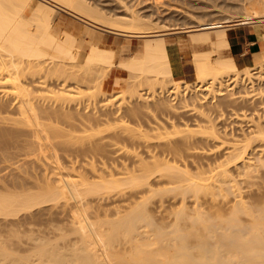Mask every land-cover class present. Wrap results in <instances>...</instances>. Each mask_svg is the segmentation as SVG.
<instances>
[{
	"label": "bare ground",
	"instance_id": "obj_1",
	"mask_svg": "<svg viewBox=\"0 0 264 264\" xmlns=\"http://www.w3.org/2000/svg\"><path fill=\"white\" fill-rule=\"evenodd\" d=\"M116 3L113 8L104 5L100 7L89 0H0V152L2 151L0 155L4 153L1 155L3 157L0 156L2 162L10 160L8 157L13 158V156L18 159L26 158L30 154L26 151L34 153L43 149L40 140L44 137L40 134L47 130L41 121L43 118L75 117L73 114H77L83 118L79 123V127H82L84 131L82 132L87 134L90 127V131H94L96 126L93 128L92 119H99L104 114L98 117L93 115V117L86 113H79L78 110L73 113L71 108L64 106L65 101L81 93L69 89V79L72 76L76 77V87L73 88L78 90L82 84L86 83L85 75L94 73L99 78H103L109 67L124 68L130 73L131 79H147L151 80L154 87L160 86L157 89L159 93L155 94L152 101L147 99L148 97L145 98L146 94L140 93L141 90L137 91V88L129 87V92L134 93L133 98L148 100L147 104L151 109L155 107L162 110L164 107L163 110L165 108L167 110L175 107L166 102L167 97L173 95L180 98V96L190 97L195 94H204L203 96H207L208 93L214 94L213 92L218 91L222 79L235 84L230 90H235L233 94L237 99L244 97L250 100L264 97L261 87H256L261 81L255 83L256 77H262V71H264V32L260 35V48L254 50L251 55V64L240 65L233 56L227 54L232 43L228 31L233 27L263 22L264 0H222L221 3L215 0L212 5L214 8L224 10L238 7L242 10L240 13L229 11L223 14V11L216 9V12L223 14L217 18L215 13H212L214 17L211 16V12L215 11L212 10L208 14L211 19L194 20L195 22H191L189 26L162 22L160 8L155 7V4L148 5L145 10L144 7H137L134 3L129 4L125 0H116ZM119 8L121 9L118 11ZM26 12L30 14L27 15ZM63 12L74 19L65 22V18L59 15ZM182 32L190 35L188 37L193 47L205 48L194 50L193 57L183 61L185 74L180 78L184 80L182 83L184 85L183 89L178 91L175 86H166L168 81L177 79L174 75L166 37ZM108 33L138 38L142 42L138 50L127 57L121 55V59L115 62V50L102 46L106 42ZM212 54L215 55V59H212ZM27 71L33 75L32 78H24ZM42 73L46 77L55 78L58 82L57 86L60 87L41 82V77L38 75ZM241 81H245L249 88V91L246 90L248 99L243 96L246 95V93L243 94L245 91L238 90ZM191 82L193 84L187 85ZM7 84H11L13 92L8 89ZM41 86L46 90L50 88L49 91L53 92L54 97L62 100V107L43 106L44 104L39 101V93L37 94ZM131 88L135 91H131ZM160 89L164 92L161 93ZM225 95L226 92H222L216 96H218L217 99H221ZM212 96L215 98V95ZM197 102L195 101L196 106L203 104L200 99H197ZM206 102L204 103H212ZM139 109L142 108L139 106L135 111L137 110L140 115L139 112L143 109ZM131 110V114H137V112L132 113L133 110ZM114 114L116 112H109L106 114L108 116H105L110 117ZM202 114L207 115L206 111ZM121 116L123 124H126L127 121H123L126 114ZM111 119V117L108 118L106 123L110 124ZM213 122L208 119L205 122L207 125H197L198 129H192L193 126L183 122L185 129L179 130L178 122L169 121L177 132L188 133L184 139L186 140L184 144L187 145L183 144L187 147L183 148L184 150L198 149V147L188 146L198 138L220 145L213 147L218 149L197 153L183 152L181 147H173L171 145L173 142H170L171 146L168 147V145L165 149L159 146L164 150H155L157 145H149L148 141L155 136L149 133L150 131H158L160 138L162 131H159L169 129V126L163 122L148 126V131L142 130L139 133L142 135L138 137L146 139L145 144L154 149L151 151L148 149L150 147L147 148L148 145L143 144V147L147 148V151L143 152L148 153L136 154L138 160L135 159V163L139 162L135 164L134 159H127L129 162L133 161L132 164L125 161L117 164L116 168L135 170L141 165L151 169L147 174L130 177L126 182L104 185L87 183L82 178L79 181V177L74 175L71 177L74 176L77 179L65 178L63 177L65 175L56 177L38 165V162L44 165L46 161L42 159L46 158L41 159L38 155L39 157L35 158L36 162L38 161L37 165L34 159L31 161L35 163L23 159L24 163L21 160L24 166H33L35 170L39 167L40 171L37 172L41 175L35 176L33 182L29 181L25 171L27 175H30L28 170L31 167H23L25 171H19L18 175L25 176L23 180L25 184V180L29 181L28 186L23 183L22 177L14 174L12 181L15 184L6 182L8 184L0 187V225H20L28 218L36 219L44 211L53 214L56 206L62 204L61 208H65V203L68 204V200L72 199L75 202L74 206L79 208V216L77 213L72 229L79 237L74 242L64 233L60 234L62 236L58 237L59 240L50 234L49 236L29 234L27 237L19 233L20 230L17 228H9L10 231L6 232L7 226L2 233L4 226H1L0 264H264V118H258L257 123L251 124L247 131L242 130L244 133L240 139L233 134L236 128L231 127L230 133L223 130L225 135H222ZM77 128H74L75 132L82 133ZM225 128H227L226 125L223 129ZM229 134L232 135L230 139L226 137ZM135 139L131 138L132 141ZM88 146L90 147L87 151L93 152V150L101 149L102 145L99 142L88 144ZM82 147L77 149L81 153L79 155L82 157L81 161L84 160L83 156H89V152L84 154L85 149L82 152ZM78 152L74 155L75 158L79 157ZM17 153L23 157L16 156ZM142 154L148 155L149 159ZM5 156H8V159ZM67 158L71 159L70 156ZM68 159L66 163H69L71 168L77 169L82 166L79 165L82 163L79 162L80 157L74 159L79 160L77 165H74L76 161L70 164L72 159L69 160L70 162ZM10 162L7 161V164ZM18 163L13 162L12 165L10 163L5 168H10V165L15 169L19 166ZM13 164L17 166L14 167ZM33 167L30 172L31 170L34 172ZM40 167L44 170L43 172ZM215 169L219 172V178L216 179L218 185L196 182V184L182 185V190L184 194L191 191L198 193L215 187L219 190L217 193L234 195V199L229 201L230 204L235 202L232 206L234 208L225 218L226 223L203 210H199L195 215L190 214L186 208L188 198L185 195L180 201L185 207L179 209V212H176L177 215L175 213L176 222L173 223H165L157 219L150 213L145 203L139 204L130 213L113 221L99 222L91 219L88 207L92 203L91 197L101 195L106 190H117L125 185H147L153 190L166 179H172L178 174H181L182 182H189L194 171L204 174ZM115 174L126 175L122 172ZM242 175L245 176L242 181L231 184L235 181L234 179ZM258 179L261 181L258 182ZM245 199L251 201L245 202ZM164 202H161L160 208L166 207ZM211 202L213 201L198 198L193 201V205L198 207L197 209H203L211 205ZM120 213H122L121 210L116 212V214ZM242 214L253 218V222L244 223ZM143 227L149 228L152 233L143 235L141 232ZM5 232L8 234L7 237L3 235ZM24 237L32 241L30 247H23ZM53 237H56L55 241ZM23 248L30 252L21 254L20 251Z\"/></svg>",
	"mask_w": 264,
	"mask_h": 264
},
{
	"label": "rangeland",
	"instance_id": "obj_2",
	"mask_svg": "<svg viewBox=\"0 0 264 264\" xmlns=\"http://www.w3.org/2000/svg\"><path fill=\"white\" fill-rule=\"evenodd\" d=\"M214 1L215 0H125V2H128L129 4L134 3L137 7H140V8L144 7L145 10L148 5L155 4L154 5L155 7L160 8V11H161L160 16H161L162 22L166 21L164 22L166 24L173 23V24H180L183 26L184 25L189 26V24L191 25L193 22L198 21L200 19L202 20L211 19V16L214 15L212 13H215L216 18H217V16L228 13L229 11L240 13V11L242 10L238 7L226 8L224 9L225 11L223 9L221 10L220 8H214L212 6L214 5ZM221 1L222 0H216V2L218 3H221ZM89 2L94 3L95 5L97 4L100 7H103L104 5L105 7H113V8L117 4L116 0H89ZM120 9L121 8H119L118 11ZM216 9L219 11H223L222 12L223 14L216 12ZM212 10H215V11L213 12ZM209 11H212L211 16L208 15L210 14ZM26 14L29 15L30 12H26ZM59 15L60 17L65 18L64 20L65 22L68 20L74 19L72 18V16L64 12ZM80 25L82 26V24ZM246 26L250 27L253 32L257 33L258 41L261 44L260 35L264 32V21L258 24H249ZM238 27H233L231 29L238 28ZM188 35L189 34H187V32H184V33L182 32L179 34L178 33L173 34V35L171 34L167 36L166 38L170 46L172 58L176 60V62L178 63V67H179L175 75L177 79L168 81L166 83V86L167 87L175 86L177 87L178 91L182 90L183 89L182 86L184 85L182 84L184 80L180 78L185 74L182 69L183 61L186 59L192 58L194 50H201L205 48V47H193L190 43ZM141 42L142 40L138 38H128L124 36H118L113 33H108L106 36V42L102 46L104 48L115 50L116 54L114 56V60L115 62H117L121 59V55H124L125 57H127V55L131 54L130 47L132 49V52H135L136 50H138ZM124 47L126 48V50L123 51L122 49ZM212 59H215L214 54H212ZM251 63H252V58L249 57L247 64H251ZM39 76L41 77V82H48V83H51L54 87L55 85L56 87H60V86H57L58 82L57 80H55V78L46 77L44 73H42L41 75H38V77ZM32 77L33 75L29 71H27L24 78L30 79ZM85 77H87L86 79L84 78L86 80V83L82 84V87L79 88L78 90H76V88H73V87H76L75 85L76 77L72 76L69 79V83H70L69 89L71 88L72 90L81 92V93L79 95L72 96L73 98L65 101L66 103L64 104V106H66L68 109L71 108L73 110V113H76L75 110H78L79 113L80 112L86 113L89 116L95 115L97 117L101 114H104L99 119L97 118L92 119L93 120L92 124H94L93 128L94 126H96L95 129L92 128L94 131L91 130L92 131L91 132L90 131L91 127H90V129H88L87 131V134L86 132L83 133L84 131L82 130V127L81 128L79 127V123L82 121L83 118L77 114H73L75 115V117L74 116L72 117L60 116V117H54V118H47V117L43 118L41 121L44 123L47 130L40 134L41 136L43 135L44 137V139L40 140V143L43 146L42 150L41 149H39L40 151L35 150L36 152L33 151L34 153H31L30 151H26V153L27 152L30 153L29 156L27 155L28 154L27 153L26 154L27 157L21 158V159L19 156L21 154L24 155L25 153L21 152L20 155L17 153L18 155L16 156L19 157L20 161L17 157L13 156L12 158V157L7 156L8 158H10V160H6V162H4L3 160L2 162L1 157L3 156L1 155H4V153L0 155L1 156L0 157V161H1L0 162V187L4 186L3 184L6 185L9 182H13L12 179H13L14 174L22 177V175L20 174L18 175V173H20L19 171H25L24 169L25 167H28V168L33 167V166H24L23 163H21V160L23 162L24 160L25 161L29 160L28 162H30L32 159H34V161L36 162L35 158H37L38 155L40 156L41 159L46 158V159H42V161L44 160L46 161V162L44 161L45 162L44 165H40L39 162L37 161L38 165L42 166V169L46 170L47 172L50 171L56 177H62L63 175H65L63 177L69 178L71 177V175H74L77 178L79 177L78 180L82 178V180L85 182L87 181V183L88 182L91 184L98 183V184H104V185L113 184L114 182H118V183L126 182L127 179H129L130 177L147 174V172L151 168L139 165L138 167L135 168V170H132V168L130 170H124V169L116 168V165L121 164V162H125V161L129 162L127 159H132V160L134 159L133 161L135 163L136 161L135 159H137L136 158L137 155L143 151H147V148L150 147L149 145L151 144L157 145L155 146V150H164L165 147H167L170 144V142H173L175 144V145L173 143L171 144L173 147L178 146L179 148L181 147L182 149L187 148V147H184L183 144L186 141V140L184 141V139H185L186 134L188 133H186L185 131H182V132L180 131V133L177 132L176 131L177 129L174 130V128H172V126L170 125L169 121L178 122L180 125V128L178 129L184 130L185 127H183L184 125H182L184 123H188L191 126H193L192 129H198L197 125H207L205 122H207L208 119H211L212 121H214L213 123L217 125V128H219V131H221L222 135H225L224 132H222L223 130L229 131L230 133L231 127H234L236 128L235 129L236 131H234L233 134L238 136L237 139H240L244 133L242 132V130L247 131V129H249L251 124L257 123L258 118H264V97L263 98L261 97L259 99L253 98L250 100H246L244 97L237 99L236 95L233 94L235 93V90L234 89L230 90V88L233 87L235 84H231L230 82H227V81L225 82V79L220 80L221 83L219 84V89L217 92H213L214 94L208 93L207 96H203L204 94H195L190 97L180 96V98L179 96H175V95L169 96L167 97L166 102H168L169 104H172L175 107L173 108L168 107L169 109L167 110L166 108L165 110H163L164 107L162 108V110L158 108L155 109L154 107L153 108L154 110H153L148 107V104H147L148 100L143 101L144 98L142 100L137 98L138 101L141 100V102H137V100L133 98L134 93L131 94L132 92H129L130 91L129 87L133 86L137 88V91L141 90L140 93L146 94L144 95L145 98L148 97L147 99L152 101L154 99L155 94L159 93V90L157 91V89L160 86L154 87L153 84L151 83V80L131 79L130 73L126 69L116 67V66H113L112 68L109 67L107 71L105 72V75L103 76V78H99L94 73L90 75H85ZM256 78L257 79L255 80V83H258L261 81L259 86L256 85V87H261L262 89L261 92L264 93L263 91L264 90V71H262V77H256ZM79 79H82V77H79ZM191 84L193 83L191 82L187 85H191ZM7 86H8V89H10V91L13 92L11 84H7ZM239 86L240 87L238 88V90H242L240 92L245 91L243 94L249 91L248 90L249 88L246 86L245 81H241ZM49 89L46 90L43 86L39 88L37 94L39 93L40 103L44 104L43 106L52 105L53 107V105H55L56 107L57 105H59L62 107V103H61L62 100L54 97L53 92L49 91ZM131 91H133L132 88H131ZM160 91L161 93L164 92V90L162 91V89H160ZM222 92H226V95L224 96V98L222 97L221 99H217L218 96L216 95ZM212 95H215V98ZM247 95L248 94L246 93V95H243V96L246 97ZM197 99H200L201 102L203 103V104H200L201 106L198 105L199 103L197 102ZM195 101L198 103L197 106H196ZM206 101L212 102V103L206 104L207 103ZM136 106L138 107L140 106L143 109V111H141L142 113L139 112L140 115L138 114V111H137L138 107ZM131 107L132 108L136 107L135 109L137 110L135 111V109H132L133 110L132 113L136 114L137 112L136 114L137 116L134 114H131L130 112L131 109H129ZM142 109H139V110H142ZM203 110L206 111L207 113L206 116L202 114V112L205 113V111ZM109 112H116V114L112 116L110 115L112 119L109 121H111V123L107 124L106 120L108 118L110 119V117H106L108 116L106 114H108ZM120 113L126 114V118H124L125 120L123 119L124 122L127 121L126 124L125 123L123 124L122 119H121L122 116ZM160 122L167 124L169 126V129L167 131L160 130L159 132L162 131V135H160L161 136L160 138H159L160 133H158V131H155V130L150 131L149 133H152V135L154 134L155 136H152L151 140L148 141V143L150 142L149 145L145 144L147 143L146 139L144 138L142 139V137H138L142 135L139 133L142 130L148 131L149 130L147 129L148 126L150 125L153 126L155 124H159ZM224 125H226L227 128L223 129ZM77 126L79 128H77ZM75 127L77 129H80L81 132L82 131L83 132L76 133L74 130ZM84 130L86 131V129ZM45 137H48L49 139L48 138L45 139ZM226 137L230 139L232 138V135L229 134ZM131 138H136L135 140L137 141L135 140L132 141L133 139L131 140ZM99 142L102 145L101 149H99L98 151L93 150V152L91 151L92 153L87 151L89 150L88 148L90 147L88 146V144L89 145H91L92 143L98 144ZM143 144L148 145L147 148L143 147L144 146ZM171 145H169L168 147H170ZM159 146H161L162 148L164 147V149H162ZM188 146L198 147V149L196 150L194 149L184 150L183 149V152L191 151L193 153H197V152H202L203 150H210V149L215 150L218 148H213V147H218L220 145L219 143H216L214 145L212 143L204 141L203 139L198 138V140H194ZM81 147H82V152L85 149L84 151L85 155L89 152L88 153L89 156L88 157L85 156L86 158L82 155L84 158L83 161H81L82 157L79 156L81 153L78 152L79 150L77 151V149ZM148 149H151V147ZM152 149L154 148L152 147ZM75 151L79 153L78 156L80 157V159L79 157H76V158L80 160V161L78 160L79 162H82L80 164L77 160H74L76 159L74 155L77 154V152ZM151 151H149V153ZM145 154H142V155H144L146 159H149L147 158L148 155L146 156ZM23 155H21V157H23ZM134 155L136 156L133 157ZM69 156L71 157L73 162L71 161L70 158L69 159L67 158ZM67 159H68V162L71 161L70 164L76 161V164L74 165L79 164L82 166L81 167L79 165H78L79 167L75 166V167H78L77 169L73 167L71 168L69 163L68 164L66 163ZM7 161L8 162L11 161L10 162L11 165L13 162H17V163L20 162L18 163L19 166H17V164L16 165L13 164L14 167L17 166L19 167V169H16L17 167H15L14 169L10 165H9L10 168H5L8 164H10V163L7 164ZM34 161H31V162L35 163ZM37 162L35 163L36 165H37ZM132 162L130 161L129 163L132 164ZM29 164L30 163H28V165ZM35 167L37 168V166ZM28 168L26 170H28ZM30 169L28 170V172L31 174L27 175V172L25 171L26 175L25 174L24 175L27 176L26 177L27 180L33 182L35 180V176L40 174L37 172L39 170V167L36 170L34 168V172L32 170L30 172ZM42 169L41 171L43 172L44 170ZM116 172L126 173V175L115 174ZM22 173L23 172H21V174ZM25 176L22 177L21 179L23 183H24L23 178H25ZM74 176H72L71 179L72 178L77 179ZM123 178H126V179L122 181L121 179ZM218 178H219L218 169L207 171L204 174H202V172L194 171L192 173V179L189 182H182L181 174H178L177 176H174V178L172 179H166L164 182H162L161 185L155 187L153 190L149 189L147 185H144V186L125 185V186H122V188L119 187L121 189L117 188V190L115 189L112 191L106 190V192L103 191L104 193L103 194L101 193V195L91 197L92 203H90V205L88 206L90 210L91 219L92 221H99V222L100 221H113V220L120 218L121 216H124L127 213H130L139 204L145 203L144 205L147 206V208L150 210V213L154 214L157 217V219H159L160 221H164L165 223L167 222L173 223V222H176L175 221L176 220L175 217L177 215L176 212L177 211L179 212V209H181L182 207H185L180 202L183 198V195H185V197L188 198L187 199L188 204L186 208L190 214L195 215L199 210H203L205 211V213L211 214L219 220H224V222L223 221L222 222L226 223L225 218L229 216L230 210L234 208L232 206H234L235 202L231 204L229 203L230 200L234 199V195L230 193L229 194L217 193L219 192V190L215 187H211L207 191H203V192L201 191L198 193L195 191H191V192L184 194L182 190V185L196 184V182H203L206 184H217L218 185L219 183L216 181V179ZM243 178H245L244 175L238 176L236 179H234L235 181H233L231 184H237L239 183V181H242ZM27 180L25 181L28 186L29 184L27 182L29 181ZM257 181L259 182L261 180L258 179ZM32 182H31V185H33ZM13 184L15 183L13 182ZM10 185H12V183H10ZM215 193H217L218 195ZM198 198L203 199V200L205 199L212 200L213 202H211V205L206 206V208L197 209L198 207H195V205H193V201ZM244 201L250 202L251 200L245 199ZM161 202H164V204L166 205L165 208L159 207ZM74 204H75L74 200L70 199L68 200V204L65 203L66 205V206L64 205L65 208H61L62 204L61 206L60 204L56 206L57 208L56 209L54 208L56 211L52 212L53 214H51L50 212L44 211L43 213H40V215L37 217L38 219L28 218L25 221H23L20 225L19 224L15 226L14 225H11V226L10 225H5V226L0 225V227L4 226L3 227L4 229H2V233L4 232V230H6L5 228L8 227L7 229L8 231L6 232L10 231L9 228H13V229L17 228L20 231H22V232L18 231L19 233H22L23 235L25 234V236L27 237L29 234L30 235L39 234L40 236L41 235L43 236L45 234H46L45 236H47L48 234H50L51 236L54 235L57 237V238L53 237L52 238L53 240L55 238L59 240L58 237L61 238L62 236L60 234L64 233V234H67L69 238L73 240V242L77 241L79 236L73 232L74 230L72 229L73 227L72 224H73V221L77 219L76 217L79 216V212H78L79 208L75 207ZM120 210L122 211V213L116 214V212ZM77 213L78 215L76 216ZM217 219L216 221H219ZM252 219L250 216L242 214V221L244 223H249L250 221L253 222ZM6 232L3 235H6L7 237L8 234H6ZM141 232H143V235H150L152 233L147 227L141 228ZM31 243L32 241L30 240V238L29 240L25 238L22 244H23V247L26 248V247H30ZM24 248L20 251L21 254H27L30 252ZM128 248L129 246L127 245V249ZM123 252L125 253L126 250Z\"/></svg>",
	"mask_w": 264,
	"mask_h": 264
},
{
	"label": "crops",
	"instance_id": "obj_3",
	"mask_svg": "<svg viewBox=\"0 0 264 264\" xmlns=\"http://www.w3.org/2000/svg\"><path fill=\"white\" fill-rule=\"evenodd\" d=\"M228 33L232 43L228 51L230 54L229 53L227 54L233 56L239 64L241 65L247 64L249 57H251L253 51L258 50L260 48L258 35L256 34V32H253L251 28L248 26H240L238 28L230 29ZM166 41L169 46L167 39ZM169 51H170L171 62L174 69V75H176V72L178 71L179 68L178 63L176 62V60H174V58H172L170 46H169ZM130 52L132 53L131 47H130ZM182 69H183V64H182Z\"/></svg>",
	"mask_w": 264,
	"mask_h": 264
}]
</instances>
